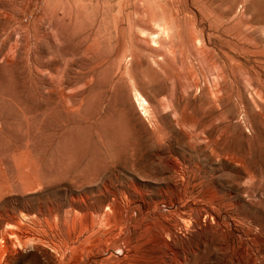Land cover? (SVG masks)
I'll use <instances>...</instances> for the list:
<instances>
[{"label": "rangeland", "instance_id": "rangeland-1", "mask_svg": "<svg viewBox=\"0 0 264 264\" xmlns=\"http://www.w3.org/2000/svg\"><path fill=\"white\" fill-rule=\"evenodd\" d=\"M152 248L264 264V0H0V264Z\"/></svg>", "mask_w": 264, "mask_h": 264}, {"label": "bare ground", "instance_id": "bare-ground-1", "mask_svg": "<svg viewBox=\"0 0 264 264\" xmlns=\"http://www.w3.org/2000/svg\"><path fill=\"white\" fill-rule=\"evenodd\" d=\"M214 66V65H213ZM145 102V101H144ZM183 177H185L184 175H182ZM190 184V183H189ZM189 188V187H188ZM183 189V188H182ZM186 189H187V187H186ZM181 191V190H180ZM179 191V193H177L176 194V197H175V199L173 200L174 202H176L177 203V205L178 204H180L186 197H187V190L185 191V192H183V193H181ZM177 192V191H176ZM192 193V192H191ZM173 202V203H174ZM205 211V210H204ZM204 211H199V218L197 219V222L199 223L200 221H201V215L203 214L202 212H204ZM207 212V211H206ZM209 212H210V210H209ZM212 212V211H211ZM208 213V212H207ZM185 214V213H184ZM210 214V213H209ZM213 214V213H212ZM211 214V217H213V216H215V215H212ZM208 215V214H207ZM205 216H206V214H205ZM207 217L208 216H206L205 218H204V221H203V223H204V225H206V224H209V222L207 223V221H206V219H207ZM190 215H187V214H185V215H181V218H180V220H177V221H175V222H173V223H167L163 228H162V233H163V235L164 236H168V237H171V238H173L174 240H176L177 238H178V230H176L177 229V227L178 226H180V225H186V223L188 222V220H190ZM214 218V217H213ZM219 218V217H218ZM212 219V218H211ZM215 219H216V217H215ZM218 221V224L219 225H221V223H220V221H219V219H217ZM221 220V219H220ZM191 221V220H190ZM138 222H140V221H138ZM146 222V221H145ZM144 222V223H145ZM153 222V221H152ZM221 222H223V221H221ZM149 223H150V225H151V222L149 221ZM147 224V223H146ZM126 225V224H125ZM131 225H132V223H131ZM131 225H130V227H131ZM143 225V224H142ZM149 225V224H148ZM95 226V225H94ZM132 226H134V225H132ZM188 226V225H187ZM96 227V226H95ZM144 227H146L145 225H144ZM149 227V226H148ZM152 227V226H151ZM150 227V228H151ZM123 228H127V229H129L128 228V226H123L121 229H123ZM97 229V228H96ZM95 229V230H96ZM139 230V229H138ZM152 230H153V227H152ZM94 231V230H93ZM93 231H92V233H93ZM132 231V229L130 230V232ZM221 231L222 232H224L223 231V228L221 229ZM95 232V231H94ZM144 236V235H143ZM151 243H152V245L153 246H156L157 244H158V241H159V238L157 237V234L154 236V237H152L151 239ZM150 243V242H149ZM146 244H148V243H146ZM169 244V243H168ZM145 245V244H144ZM105 246H107V245H105ZM104 246V247H105ZM99 247V246H98ZM101 247V246H100ZM141 247V245L139 244V242L138 241H135V242H132L126 249H123L124 251H125V254L126 255H130V254H135L138 250H139V248ZM132 249L133 251L131 252L130 250H128V249ZM101 249V248H100ZM177 252V251H176ZM138 253V252H137ZM136 255V254H135ZM126 257H128V256H126ZM102 258V257H101ZM158 258H159V256H158V254H157V252H156V248H152V251H151V259H150V263L151 264H156L157 262H158ZM107 260V259H106ZM106 260H101V262H100V264H108V263H106ZM166 261L167 260H164V264H166ZM188 261V255L187 254H182L181 253V255H180V264H183V263H185V262H187Z\"/></svg>", "mask_w": 264, "mask_h": 264}, {"label": "built area", "instance_id": "built-area-1", "mask_svg": "<svg viewBox=\"0 0 264 264\" xmlns=\"http://www.w3.org/2000/svg\"><path fill=\"white\" fill-rule=\"evenodd\" d=\"M38 1H40V0H38Z\"/></svg>", "mask_w": 264, "mask_h": 264}]
</instances>
